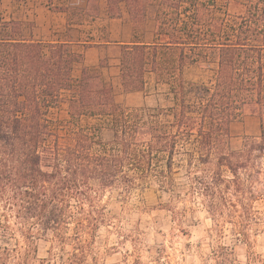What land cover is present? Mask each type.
Listing matches in <instances>:
<instances>
[{
	"label": "trees",
	"instance_id": "16d2710c",
	"mask_svg": "<svg viewBox=\"0 0 264 264\" xmlns=\"http://www.w3.org/2000/svg\"><path fill=\"white\" fill-rule=\"evenodd\" d=\"M98 1L81 7L49 0L48 7L82 23L99 16ZM105 1L108 15L125 11L135 32L121 45L123 90L143 91L154 72L176 102L167 111L125 107L100 68L75 74L83 54L70 42L27 38L22 20L0 17V264H85L107 221L97 201L104 192L128 200L154 181L174 191L182 168L187 193L201 198L216 226L230 224L249 244L259 222L264 135L244 136L234 149L230 127L264 110V0H247L243 13L220 18L221 0ZM153 7L154 40L145 43L137 30ZM188 65L212 68L211 81L187 84ZM62 103L68 128L50 118ZM85 116L111 117L113 138L98 142L79 125ZM41 237L70 250L39 258ZM226 250L215 251L217 264H233Z\"/></svg>",
	"mask_w": 264,
	"mask_h": 264
},
{
	"label": "rangeland",
	"instance_id": "374dc122",
	"mask_svg": "<svg viewBox=\"0 0 264 264\" xmlns=\"http://www.w3.org/2000/svg\"><path fill=\"white\" fill-rule=\"evenodd\" d=\"M48 1L1 0L0 17L22 20L23 35L27 38L48 40L54 32L63 37L64 31L51 28L50 22L56 17L48 10ZM68 1L53 0L55 6ZM104 2L98 1L101 17ZM74 3L80 4L82 0H74ZM246 3L247 0H230L224 5L221 0L223 6L218 8L216 16L220 18L226 13H243ZM155 11L154 7L148 10L142 29L137 30L138 40H145V33L149 32L151 26L155 27ZM79 70L80 67H77L75 73ZM213 73L212 68L188 65L184 70V80L187 84L209 83ZM146 78V94L127 97L121 89L116 88L117 102L125 107L163 108L167 111L176 102L170 86L162 81L156 84L149 74ZM50 118L63 128H68L67 105L62 103L53 108ZM169 118V115H162L164 121ZM79 125L90 128L98 142L108 143L113 138L111 117L85 116ZM230 131L234 149L242 147L244 136L264 135V110L244 114L231 124ZM100 147V144L95 145L96 149ZM175 179L177 186L174 191L162 189L154 181L146 188L134 190L128 200L117 198L110 191L104 192L97 201L101 207H105L107 221L97 230L85 264H217L214 253L221 245L228 246L229 250L226 251L229 253L232 251L233 264H264V201L256 203L260 218L254 229H249L247 244L231 229L230 224L222 228L216 226L201 198L187 193V177L183 168ZM258 187L264 190V168ZM36 245L39 258L48 257L50 250L61 254L70 250L69 245L65 249L55 245L51 237L37 239Z\"/></svg>",
	"mask_w": 264,
	"mask_h": 264
},
{
	"label": "crops",
	"instance_id": "0c3cea01",
	"mask_svg": "<svg viewBox=\"0 0 264 264\" xmlns=\"http://www.w3.org/2000/svg\"><path fill=\"white\" fill-rule=\"evenodd\" d=\"M86 4L87 0H82L80 4L74 3V0H70L67 3L59 4V6L76 5L85 7ZM104 5L103 17L99 15L95 20H85L82 23H71L66 11L53 10L48 7V10L56 17V20L53 19L50 22L51 28H54L56 31L61 30L65 32L63 37L57 36L54 32L52 38L48 40L68 41L76 51L83 54V60L77 63L75 67V69L80 67L79 72L77 74L75 73L76 75L80 73L84 66L100 68L104 78L113 83L115 90L116 88L121 89L127 97H139L138 94L140 93L146 94L144 93L145 89L143 91L127 93L123 90L121 85V45L130 43L134 40L135 32L133 31L132 23L125 11H123L124 15L122 17H110L107 12L106 1ZM58 17L61 18V23ZM123 17H127V19L124 20L122 19ZM101 19L103 22H99ZM97 24L98 26H96ZM154 28L155 27L151 26L149 32L145 33V40H143L145 43H151L154 40ZM101 60L105 61V65H101ZM148 74L151 80L159 84L154 72H148L146 77Z\"/></svg>",
	"mask_w": 264,
	"mask_h": 264
}]
</instances>
